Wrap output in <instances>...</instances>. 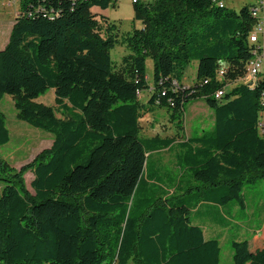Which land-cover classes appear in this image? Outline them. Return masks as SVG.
<instances>
[{
  "label": "trees",
  "instance_id": "16d2710c",
  "mask_svg": "<svg viewBox=\"0 0 264 264\" xmlns=\"http://www.w3.org/2000/svg\"><path fill=\"white\" fill-rule=\"evenodd\" d=\"M117 2H20L0 51V101L11 96L17 118L54 140L20 170L0 157V264H220L225 229L217 226L230 222L219 208L245 209L244 187L264 180V69L246 78L254 4L237 11L222 0H142L134 4L141 27L120 38L96 12ZM116 46L129 51L119 68ZM50 90L62 118L37 102ZM198 100L213 113L211 130L177 146L141 137L144 115L166 109L182 128ZM10 141L0 111V146ZM165 149L177 150L180 178L151 160ZM203 207L218 235H205L196 217ZM257 241L233 240L232 264H264Z\"/></svg>",
  "mask_w": 264,
  "mask_h": 264
},
{
  "label": "rangeland",
  "instance_id": "374dc122",
  "mask_svg": "<svg viewBox=\"0 0 264 264\" xmlns=\"http://www.w3.org/2000/svg\"><path fill=\"white\" fill-rule=\"evenodd\" d=\"M9 1H15L8 6ZM229 1V0H228ZM233 0H230V2ZM250 0H244L240 7L236 5V10H240ZM21 0H0V51L6 46L12 26L15 22L16 12L20 7ZM229 6L230 3H228ZM234 8V7H231ZM109 22L117 25V34L122 38L131 33L135 28H140L141 23L135 21L134 4L131 0H118L117 5L108 10L102 11ZM103 15H100V19ZM103 23V22H102ZM129 51L122 47L116 46L111 51L112 59L116 62L117 68L120 67L121 60L128 55ZM153 61H147L146 74L150 83L153 80ZM197 62H193L186 70L182 82L186 88L193 87L197 76ZM232 87H228L227 90ZM54 90H50L46 95L40 97L37 102L54 107L57 116L62 118L56 102ZM148 93L143 92L141 100L146 102ZM0 111L3 112L7 119V126L10 131L11 141L0 146V157L9 163L13 168L20 170L24 165L32 162L34 158L52 146L54 137L51 133L42 129L35 128L28 123L17 118V110L13 98L9 95L4 96L0 101ZM141 137L162 139L170 138L176 142H182L191 136L192 132L202 133L204 130L213 128V113L203 100L191 101L186 106V115L184 117L183 127L179 128L170 119V114L166 109H157L154 113L144 115L140 120ZM177 150L165 149L159 153L151 155L152 161H159L164 170L180 178L181 171L176 162ZM26 183L31 192V181L33 174L28 172L25 175ZM3 183L0 181V196L2 193ZM245 209L241 208L236 202H230L223 208H219L220 216L230 222L229 228L218 227L220 231H225L223 237H219L221 246V263L232 264L233 240H252L258 238L259 244L264 246V180H258L247 184L243 190ZM202 211L205 210L203 207ZM212 211V210H211ZM216 214V210L213 211ZM214 227L208 221V225ZM259 230V232H256ZM208 234H211L208 231ZM251 248L255 246L251 243Z\"/></svg>",
  "mask_w": 264,
  "mask_h": 264
},
{
  "label": "built area",
  "instance_id": "2783aa9c",
  "mask_svg": "<svg viewBox=\"0 0 264 264\" xmlns=\"http://www.w3.org/2000/svg\"><path fill=\"white\" fill-rule=\"evenodd\" d=\"M133 4L136 0H131ZM254 8L252 9V15L256 18V25L250 35V42L255 46L254 56L250 60V67H246V78L256 80L264 69V44L262 42V36L264 35V22L261 18V13L264 10V0H254ZM15 1H9L8 6H11ZM223 5L222 3L220 4ZM222 75L225 71L221 72ZM221 97L223 92L220 91Z\"/></svg>",
  "mask_w": 264,
  "mask_h": 264
},
{
  "label": "crops",
  "instance_id": "0c3cea01",
  "mask_svg": "<svg viewBox=\"0 0 264 264\" xmlns=\"http://www.w3.org/2000/svg\"><path fill=\"white\" fill-rule=\"evenodd\" d=\"M222 2L224 3V5L226 6V7H228V8H231V7H234V8H232V9H234V10H236V5H238V7H239V5H240V7L244 4V0H233V1H231L230 2V0L228 1V0H222ZM228 3H230V5L231 6H229V4ZM247 4H255V1L254 0H250L249 1V3H247ZM238 11V10H237ZM96 12H98L99 14H101V15H103V16H105L104 14H103V12L102 11H98V10H96ZM261 18H262V21L264 22V10L262 11V13H261ZM262 42H263V44H264V35L262 36ZM149 115V114H148ZM185 141V140H184ZM184 141H182V142H184ZM182 142H176L175 141V143H174V146H177V145H179L180 143H182ZM200 210H201V208L200 209H198V212L196 213V217H201V220H200V225L204 228V231H205V235L207 236V235H210V236H214V235H218L219 234V231L216 229V228H214V227H211V226H207V222L208 221H212V220H214L215 219V217L212 215V214H206V212H200ZM208 231L211 233V234H208ZM256 232H258V230H256Z\"/></svg>",
  "mask_w": 264,
  "mask_h": 264
},
{
  "label": "bare ground",
  "instance_id": "6f19581e",
  "mask_svg": "<svg viewBox=\"0 0 264 264\" xmlns=\"http://www.w3.org/2000/svg\"><path fill=\"white\" fill-rule=\"evenodd\" d=\"M142 0H136V3L140 2ZM247 67H250V62L247 64ZM221 98V93H217L216 95V99H220Z\"/></svg>",
  "mask_w": 264,
  "mask_h": 264
}]
</instances>
